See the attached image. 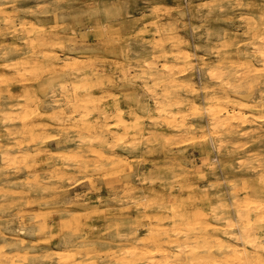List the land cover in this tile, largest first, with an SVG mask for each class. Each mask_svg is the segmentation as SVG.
I'll list each match as a JSON object with an SVG mask.
<instances>
[{
	"label": "clouds",
	"instance_id": "clouds-1",
	"mask_svg": "<svg viewBox=\"0 0 264 264\" xmlns=\"http://www.w3.org/2000/svg\"><path fill=\"white\" fill-rule=\"evenodd\" d=\"M0 264H264V0H0Z\"/></svg>",
	"mask_w": 264,
	"mask_h": 264
}]
</instances>
